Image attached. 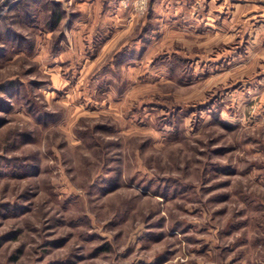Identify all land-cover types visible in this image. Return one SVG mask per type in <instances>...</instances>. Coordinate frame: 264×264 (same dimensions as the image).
I'll list each match as a JSON object with an SVG mask.
<instances>
[{"label":"rangeland","instance_id":"374dc122","mask_svg":"<svg viewBox=\"0 0 264 264\" xmlns=\"http://www.w3.org/2000/svg\"><path fill=\"white\" fill-rule=\"evenodd\" d=\"M208 2L0 0V264H264L263 9Z\"/></svg>","mask_w":264,"mask_h":264},{"label":"crops","instance_id":"0c3cea01","mask_svg":"<svg viewBox=\"0 0 264 264\" xmlns=\"http://www.w3.org/2000/svg\"><path fill=\"white\" fill-rule=\"evenodd\" d=\"M158 0H154V2H156ZM209 1L208 3H205V5L203 4V7H205L204 11L202 12L203 15L205 17H207L211 12V10H206V5H208L207 7H209V9L211 8L209 5L212 2V0H206V2ZM217 6H219L217 13L222 14L223 10L225 11L224 13L227 14L230 17H237L238 12H239V7L236 2H239V0H217ZM228 2V4H227ZM244 5H246L248 14H247V19L250 20V18L254 19L256 11L258 10V7L261 6L262 7V14L264 15V0H262V2H258V0H244ZM228 5V6H227ZM241 5V4H240ZM259 11V10H258ZM229 13V14H228ZM259 13V12H258Z\"/></svg>","mask_w":264,"mask_h":264},{"label":"built area","instance_id":"2783aa9c","mask_svg":"<svg viewBox=\"0 0 264 264\" xmlns=\"http://www.w3.org/2000/svg\"><path fill=\"white\" fill-rule=\"evenodd\" d=\"M112 8L116 10H130L134 15L142 16L147 11V6L153 0H110Z\"/></svg>","mask_w":264,"mask_h":264}]
</instances>
